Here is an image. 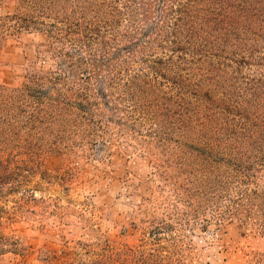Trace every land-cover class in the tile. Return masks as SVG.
Wrapping results in <instances>:
<instances>
[{"label": "trees", "instance_id": "obj_1", "mask_svg": "<svg viewBox=\"0 0 264 264\" xmlns=\"http://www.w3.org/2000/svg\"><path fill=\"white\" fill-rule=\"evenodd\" d=\"M0 2L11 6L0 47L39 33L37 58L54 63L0 84V256L20 253L5 230L36 200L29 186L45 179V146L114 137L142 149L186 207L172 208L178 226L208 213L264 235V0ZM166 217L135 247L78 242L43 264H175Z\"/></svg>", "mask_w": 264, "mask_h": 264}, {"label": "rangeland", "instance_id": "obj_2", "mask_svg": "<svg viewBox=\"0 0 264 264\" xmlns=\"http://www.w3.org/2000/svg\"><path fill=\"white\" fill-rule=\"evenodd\" d=\"M10 12L11 6L0 2V15ZM43 44L44 37L34 32L6 38L0 47V84L17 86L28 71L52 70L51 60L37 58ZM65 142L43 149L45 179L35 176L29 186L36 200L20 208L5 230L17 240L20 253L2 254L0 264H43L46 253L78 242L135 247L152 222L168 215L173 222L177 213L172 208L186 210L154 175L150 157L130 140ZM12 205L10 201L8 206ZM184 218L191 226L173 222L170 233L175 244L167 243L166 260L175 264H260L264 235L254 228L236 218L218 223L208 213L196 221Z\"/></svg>", "mask_w": 264, "mask_h": 264}]
</instances>
